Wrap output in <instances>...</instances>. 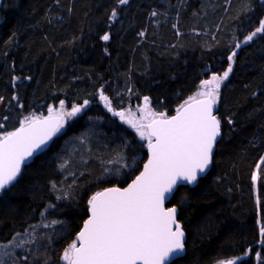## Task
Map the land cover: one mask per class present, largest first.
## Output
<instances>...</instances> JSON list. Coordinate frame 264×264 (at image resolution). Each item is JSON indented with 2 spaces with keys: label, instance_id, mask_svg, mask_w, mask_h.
Here are the masks:
<instances>
[{
  "label": "trees",
  "instance_id": "trees-1",
  "mask_svg": "<svg viewBox=\"0 0 264 264\" xmlns=\"http://www.w3.org/2000/svg\"><path fill=\"white\" fill-rule=\"evenodd\" d=\"M261 20V0H128L123 5L118 0H0V136L26 117L49 116V108L54 115L61 100L69 110L89 101L65 120L64 131L23 168L10 190L0 192V247L42 220L55 219L66 233L52 236L31 256L32 264H53L55 254L75 240L88 200L105 187L125 186L140 171L146 144L104 109L99 91L119 109L144 107L147 96L149 109L171 116L201 81L227 69V57L235 51L215 106L222 123L212 166L194 188L179 186L168 203L177 208L186 235L183 257L170 264H216L237 257V264H261L256 252L264 253L258 227V221L264 225V33L241 43ZM106 33L110 39L103 41ZM83 139L87 142L72 158V143ZM113 157L133 167L104 181L97 164ZM65 194L67 199H57ZM49 243L53 251H47Z\"/></svg>",
  "mask_w": 264,
  "mask_h": 264
},
{
  "label": "snow or ice",
  "instance_id": "snow-or-ice-1",
  "mask_svg": "<svg viewBox=\"0 0 264 264\" xmlns=\"http://www.w3.org/2000/svg\"><path fill=\"white\" fill-rule=\"evenodd\" d=\"M118 3L127 4L128 0H118ZM116 15L114 9L112 17ZM258 33H264V20L241 43L251 41ZM101 39L108 41L110 37L106 33ZM241 43H237L236 48ZM235 56L233 51L227 57V69L221 75L213 74L210 79L201 81L197 94L189 97L172 116L153 112L145 96L137 119L131 111H117L109 97L99 91V99L106 110L133 128L141 140H147L149 155L143 171L126 188H108L88 200V219L76 240L64 250L62 259L66 264H165L170 257L184 252L185 233L176 219L177 208H166L164 204L174 194L178 181L195 183L198 174L212 161L222 123L214 109L221 82L232 72ZM88 104L89 101L84 100L65 111L61 100L60 110L54 115L49 108V116L43 119L26 117L20 121L18 129L0 136V192L10 190L21 173V166L64 127L66 119L76 117ZM228 123L233 121L229 119ZM3 127L0 123V128ZM261 160L264 161V157ZM66 164L67 161L61 164V169ZM257 179V174L253 173V184ZM52 187L55 189L56 185ZM67 198V194L57 196L58 200ZM44 214L41 212L42 217ZM56 223L58 221L51 222ZM260 236L264 237V226L260 228ZM260 243L264 245V239ZM256 257L264 264V253L256 252ZM239 259L220 260L217 264H237Z\"/></svg>",
  "mask_w": 264,
  "mask_h": 264
},
{
  "label": "rangeland",
  "instance_id": "rangeland-1",
  "mask_svg": "<svg viewBox=\"0 0 264 264\" xmlns=\"http://www.w3.org/2000/svg\"><path fill=\"white\" fill-rule=\"evenodd\" d=\"M199 90L200 89L198 88L197 92ZM197 92L194 93L192 96H195L197 94ZM192 96H190V97H192ZM100 103L102 104V106H104L102 101H100ZM121 103H122V100H119L117 102V106L121 105ZM113 107L117 111H121V110L131 111L132 113L135 114L137 119H139V117L141 115L140 112L138 111V109L143 108V107H137L135 109H132L129 106H126L125 108L119 109L114 104H113ZM64 110L67 111L69 109L64 108ZM110 114H111V116H113L112 113H110ZM114 117L119 118L117 116H114ZM64 129H65V126L59 131V133H62L64 131ZM130 130L133 132V134H135V136L138 138V140L144 142L147 145V140H141L133 128L130 127ZM89 134H91V133H89ZM85 142H87V139H83V140L72 143L71 150H70V152L72 154V158L74 155H76L78 153V151H79L78 149L80 147H83L82 145H84ZM84 147H85L86 151H90L88 148L89 145H85ZM87 153H89V156H90V152H87ZM86 160L87 159H85L84 161L86 162ZM65 161H67V160H65ZM70 161H71V159L67 161V164L70 163ZM97 166L102 170V173L100 174V176H101L102 180L105 181L107 179H110L111 177L112 178H118L119 177L118 175H121V173H123L124 171H127L129 168H132L133 163L131 162L128 166H126L122 159H120L119 157L118 158L113 157V158H109V159L105 160L104 165L103 164H97ZM69 178H70V176H68V175L66 177H64V179H69ZM69 193L71 194V190L69 191ZM53 220H55V219H52V220H49L46 222H44L42 220L40 223L36 224L35 226H33V228L28 230L27 235H25L26 232L23 234L17 235V236H15V238H16L15 240H13V238H12V240L10 242L1 246L0 247V264H32V262H33V259L31 258L32 254L39 253L38 250H41V248L43 249L45 247V245H48L47 244L48 240L49 239L51 241L53 240V239H51L52 236L53 237H56V236L63 237L64 234L66 233L67 228L64 230V229H61L58 227L59 224H61L62 222L58 221V223L53 225V224H51V222ZM55 221H57V220H55ZM45 224H49L50 226L44 227ZM258 224H259L258 227H259V238H260L259 240L261 241L262 237L260 236V228L264 225H262V223H260V222ZM51 243H49L50 246L47 248V251H49V250L53 251L52 247L54 246V243L53 244H51ZM69 245L64 246L60 252L55 254V256L53 257V259H54L53 264H66V262L62 259V257L64 254V250L66 248H68ZM256 260L258 261L257 257H256ZM257 261H256V263H257Z\"/></svg>",
  "mask_w": 264,
  "mask_h": 264
},
{
  "label": "water",
  "instance_id": "water-1",
  "mask_svg": "<svg viewBox=\"0 0 264 264\" xmlns=\"http://www.w3.org/2000/svg\"><path fill=\"white\" fill-rule=\"evenodd\" d=\"M261 2H264V0H261ZM235 48H236V45H235ZM236 49H239V48H236ZM98 98H99V96H98ZM106 111H107V110H106ZM107 112H108V111H107ZM175 114H176V112H175L173 115H175ZM214 114H215V109H214ZM171 116H172V115H171ZM46 117H47V116H46ZM43 118H45V117H42V118H39V119H43ZM17 129H18V128H17ZM15 130H16V129H15ZM15 130H14V131H15ZM54 137H55V135H54V136H53V137L47 142V144H46L45 146H42L41 149H38L36 152L33 153V156L30 157V158H29V159H28V160H27V161L21 166V172H22L23 168H24L25 166H27L28 164H30V163L33 161V159H34L37 155L41 154L42 152H44V151L48 148V146H49V145L51 144V142L53 141ZM220 138H221V136L217 138V142H216L215 145H214L213 155H212V161H213V156H214V152H215L216 144L218 143V141L220 140ZM148 155H149V152H148V148H147V146H146V159H145L144 163L142 164L141 169H140V171L138 172L137 175H139L140 172L143 171L144 164H145V163L147 162V160H148ZM212 161H211V163L209 164V166L206 168V170H205L203 173H199V174H198V178H197V181H196L195 183H193V184H188L186 181H178L177 186H176V188H175V191H176V189H177L179 186H187V187H189V188H194V187L197 185L198 181H199L200 179H202L203 177H205L206 174L209 172V170H210V168H211V166H212ZM20 174H21V173H20ZM137 175H136V176H137ZM19 176H20V175H19ZM136 176H135V177H136ZM135 177H134L132 180H134ZM18 178H19V177H18ZM132 180H131V181H132ZM131 181H130L129 183H131ZM129 183H128V184H129ZM128 184H126V185L123 186V187H119V186H109V187H105L104 189L100 190L99 192H103L105 189L112 188V187L126 188V187L128 186ZM175 191H174V192H175ZM172 196H173V195H171V196L165 201L164 206H165L166 208H169V207H175V206H168V203H169V201L171 200ZM88 207H89V206H88ZM177 215H178V210H177ZM88 216H89V213H88V209H87V218H86V219H88ZM86 219H85V220H86ZM176 219H177V216H176ZM85 220H84V221H85ZM177 221H178V219H177ZM178 222H179V221H178ZM179 223H180V222H179ZM83 225H84V222L82 223L80 230L83 228ZM180 225H181V223H180ZM181 227H182V226H181ZM80 230H79V231H80ZM79 231H78V233H79ZM78 233H77V234H78ZM77 234L75 235V239H76ZM184 239H185V241H186V235H185ZM184 253H185V250H184V252H183L182 254H180L179 256H172V257H170V259L167 260V261L165 262V264H170V263H172L173 261H175L176 259H179V258L183 257Z\"/></svg>",
  "mask_w": 264,
  "mask_h": 264
}]
</instances>
